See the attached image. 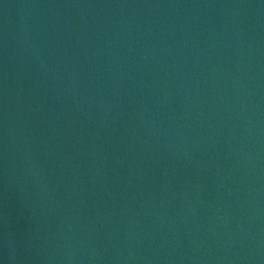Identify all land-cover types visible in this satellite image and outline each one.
<instances>
[{"label":"water","instance_id":"water-1","mask_svg":"<svg viewBox=\"0 0 264 264\" xmlns=\"http://www.w3.org/2000/svg\"><path fill=\"white\" fill-rule=\"evenodd\" d=\"M0 264H264V0H0Z\"/></svg>","mask_w":264,"mask_h":264}]
</instances>
